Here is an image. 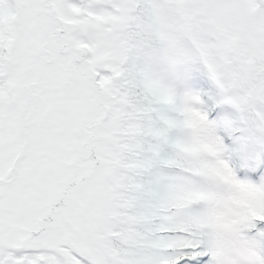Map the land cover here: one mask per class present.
I'll return each mask as SVG.
<instances>
[{
    "label": "snow or ice",
    "instance_id": "6c2138e0",
    "mask_svg": "<svg viewBox=\"0 0 264 264\" xmlns=\"http://www.w3.org/2000/svg\"><path fill=\"white\" fill-rule=\"evenodd\" d=\"M0 264H264V0H0Z\"/></svg>",
    "mask_w": 264,
    "mask_h": 264
}]
</instances>
